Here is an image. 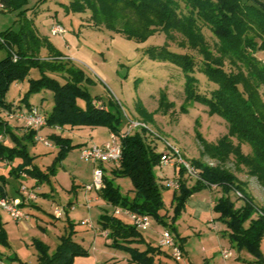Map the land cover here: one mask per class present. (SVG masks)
I'll use <instances>...</instances> for the list:
<instances>
[{"label": "trees", "instance_id": "trees-1", "mask_svg": "<svg viewBox=\"0 0 264 264\" xmlns=\"http://www.w3.org/2000/svg\"><path fill=\"white\" fill-rule=\"evenodd\" d=\"M30 1L33 0H0V12L24 7L19 12L22 18L19 29L13 31L8 28L0 34V49L7 51L0 60V112H8V117L15 112L6 101L8 88L13 83L24 81L29 69L34 67L41 71L42 76L31 84L25 96L41 89L52 91V108L45 113L46 128L107 127L110 133L119 135L120 118L106 108L99 97H91L87 92L86 86L92 84L91 79L82 70L70 66L65 56L55 53L46 40L36 35L25 16L29 10L25 7ZM46 1L34 0L33 13ZM64 9L66 13L88 12V22L94 28H105L136 41H145L158 32L171 39L177 33L202 56L198 72L215 85L208 94L198 91L199 81L194 75L195 62L191 56L172 52L166 45L146 50L150 59L166 61L180 69L185 76L187 100L205 106L210 114H216L227 126V134L215 144L202 143V156L217 164L210 166L200 160L191 161L192 167L198 169L196 185L188 189L180 178V195L174 191V196L178 208H182L192 191L198 188L219 189L220 197L213 203V212L217 215L216 220L229 232L230 244L238 249L245 248L258 259L249 264H263L259 246L264 238V207H258L246 185L222 165L233 161L236 168L244 169L264 188V0H69ZM201 27L207 28L216 39V55L208 48ZM40 47L50 48L51 53L45 59L39 57ZM44 72L60 74L66 82L60 84L46 77ZM79 97L85 100L84 107L77 104ZM21 101L25 102L29 112L31 104L26 98ZM138 131L121 139V161L118 167L111 168L113 176L130 178L134 198L122 197L105 177L97 194L114 207L154 217L164 223L159 215L162 185L154 174L162 154ZM0 133L15 143L8 147L0 141V162L21 161L11 169L9 174L12 178H20L24 174L36 178L39 183L46 178L1 117ZM36 133L33 129H26L23 135L28 142L34 143ZM47 138L57 145L58 160L77 147L59 135L51 134ZM244 147L249 152L244 153ZM178 168L181 175L185 173L183 168ZM6 182L0 177V198L7 199ZM232 193L242 201L238 208L230 197ZM24 205L22 201L20 208ZM98 227L107 233L106 246L121 252L126 264H163L164 260L180 264L173 259L168 260L170 255L160 246L156 248L145 243L134 226L126 225L114 216L101 215ZM173 236L184 253L181 239H177L175 234ZM5 240L6 234L0 223V242ZM36 248L37 264H73L75 257L88 255L70 234L61 236L52 255H48L47 246L40 242H36Z\"/></svg>", "mask_w": 264, "mask_h": 264}, {"label": "rangeland", "instance_id": "rangeland-1", "mask_svg": "<svg viewBox=\"0 0 264 264\" xmlns=\"http://www.w3.org/2000/svg\"><path fill=\"white\" fill-rule=\"evenodd\" d=\"M68 2L69 0H47L33 13V0L26 5L25 8L30 11H26L25 16L30 20L36 35L46 40L55 53L65 56L70 61V66L82 70L91 79L92 84L86 86L87 92L91 97H99L105 107L120 118V133L127 131L130 122H139L145 125V128L139 129V134L155 145L158 153L168 152L174 147L182 159L190 164L193 160H200L215 166L216 161L202 156V143L215 144L227 134L225 122L216 114H210L205 106L187 100L185 76L180 69L169 62L150 59L146 54L149 47L166 45L172 52L191 56L195 62L194 75L199 81L198 91L208 94L215 85L198 72L202 64V56L198 51L193 50L177 33L171 39L158 32L145 41H136L105 28L96 29L88 22V12L66 13L64 6ZM23 8L0 12V34L8 28L13 31L19 29L22 22L19 12ZM56 25H61L63 34H51V29ZM201 32L208 48L216 55V39L205 27H201ZM50 53V48L40 47L39 57L45 59ZM6 55V49H0V60ZM44 75L60 84L66 82L60 74L44 72ZM41 76L39 69L31 67L24 81L11 84L6 93V101L15 112L11 113L12 118L8 117V112H0V117L8 123L12 134L26 147L33 164L46 174V178H42L40 183L27 175L12 178L9 174L11 166L0 162V177L7 181L4 187L6 195L19 197L25 204L32 202L30 207H21L28 217L22 221L13 220L0 208V223L6 234L5 242H0V264H37L36 242L46 245L48 255H52L64 234H70L88 252L86 256L75 257L73 264H126L121 252L106 246L107 233L99 230L98 219L106 214L132 226L130 219L119 207L108 204L98 196L96 190L89 191L91 208L87 207L84 195L85 187L92 185L93 170L100 165L83 159L81 150L101 146L109 138V129L78 126L56 131L77 146L60 160L53 140L46 138L50 144L47 147L35 139L33 143L24 138L23 133L29 128L24 121L18 119L20 114L27 113L26 104L21 100L26 98L31 108H38L44 115L52 108L53 93L49 89L32 91L25 96L31 84ZM76 102L85 106L83 98H77ZM36 135L39 136L38 133ZM0 141L8 147L15 144L2 133ZM243 151L247 153L249 149L244 147ZM222 167L246 185L247 192L258 207H264V188L256 179L249 177L244 169L236 168L231 160ZM102 168L104 177L122 197L130 200L134 198L129 177L113 176L108 164H103ZM154 174L162 185L159 215L163 217L164 223L148 216L150 227L138 230L145 243L157 248L162 234L169 231L178 236L177 239H181L184 253L180 264H249L258 261L245 248L238 249L230 244L229 232L216 220L213 203L220 197L219 189L198 188L187 197L184 206L178 208L174 190L167 188L165 183L181 178L185 187L192 189L196 185V178L189 177L186 173L181 175L178 167L170 165L158 164L154 168ZM22 187L33 193L35 199L24 200L20 194ZM177 195H180V191H177ZM230 197L235 208L242 205L235 194H230ZM69 203L70 207L74 205L75 211L70 212ZM115 209L120 210L121 214L115 216ZM57 210L62 213L59 219L54 218ZM82 221L91 223L94 228L82 225ZM163 250L169 253L168 249ZM222 250L230 251L231 256L223 259ZM259 251L264 264V238ZM163 264H170V261L164 260Z\"/></svg>", "mask_w": 264, "mask_h": 264}, {"label": "built area", "instance_id": "built-area-1", "mask_svg": "<svg viewBox=\"0 0 264 264\" xmlns=\"http://www.w3.org/2000/svg\"><path fill=\"white\" fill-rule=\"evenodd\" d=\"M1 9V6H0ZM64 29L61 25H56L51 29V34L59 35L63 34ZM12 118V116L10 117ZM18 119L24 121L27 128L33 129L36 132L40 129L46 128V117L44 114L40 113L38 108H32L26 114H20ZM145 128V125L139 122H130L127 128V131L124 133H110L109 139L101 146H93L90 148H85L81 150V157L86 160H92L93 162L100 165L99 168H95L93 170V182L91 186H86L85 191L100 190L103 187V178L104 173L102 166L103 164H108L111 168H116L119 166L121 161V144L120 141L125 136L131 134V132L139 129ZM54 131L60 130L59 127H53ZM35 141L42 142L45 146L50 147V144L47 143L46 139L43 137H39L36 135L34 137ZM159 165H170L173 167H181L184 169L185 173L189 177H198V171L192 167L189 162H186L182 159L181 155L174 147L170 148V151L163 152L160 158ZM165 186L174 191H178L179 183L177 180L168 181L165 183ZM20 194L24 198V200L30 201L35 199V195L33 193L28 192L25 188L20 189ZM70 207V206H69ZM0 208L10 215L11 218L15 221H22L27 219V215L21 210L20 203L15 200L9 199H1L0 200ZM122 212L130 219L132 226H134L137 230H146L150 227L148 216L140 215L137 213H133L127 209L120 208ZM69 210L73 211L74 206H71ZM121 214V211L115 209L114 215L118 216ZM62 215L61 210H57L55 213V218H59ZM82 225L88 224V222H81ZM159 246L162 249H168L169 255L173 259V261L180 263L183 259V252L175 241L174 236L171 232L165 231L159 242ZM222 256L224 259L229 258L231 253L229 251H222Z\"/></svg>", "mask_w": 264, "mask_h": 264}, {"label": "crops", "instance_id": "crops-1", "mask_svg": "<svg viewBox=\"0 0 264 264\" xmlns=\"http://www.w3.org/2000/svg\"><path fill=\"white\" fill-rule=\"evenodd\" d=\"M37 133L39 134V136H41V137H43V138H47L49 135H51V134H55V135H59V133H57L56 131H54V130H51V129H48V128H43V129H40L39 131H37ZM110 134V133H109ZM60 136V135H59ZM109 139V138H108ZM108 139H107V141H108ZM53 148V147H52ZM51 149V148H50ZM21 161L20 160H15L13 163H10V164H6V165H8V166H11V168H14V167H16L19 163H20ZM24 175V174H23ZM34 191V190H33ZM36 191H34V193H35ZM96 193H97V190H96ZM84 195H85V201L87 200V202H86V204H87V207L88 208H91V200L88 198V195H89V192L88 191H85V189H84ZM7 198H9V199H14L15 201H17V202H19L20 204H21V202H22V199L21 198H19V197H17V198H13V196H8L7 195ZM97 199V198H96ZM95 199V200H96ZM32 205V202H30V203H26L24 206L26 207H30ZM73 205V204H72ZM74 206V205H73ZM73 211H75V209L73 210ZM70 212H72V211H70ZM54 218H55V216H54ZM55 219H57V218H55ZM59 219V218H58ZM84 225H87V227L88 228H91V229H93L94 227H93V225H91V223L89 224V222H88V224H84ZM99 228V227H98ZM106 233V232H105ZM76 242V241H75ZM77 243V242H76ZM222 251H226V250H222ZM230 252V251H229ZM120 255H115V257H118V258H121L122 256H120ZM116 259V258H115ZM224 259V258H223ZM226 259H228V258H226ZM115 260H113V262H114Z\"/></svg>", "mask_w": 264, "mask_h": 264}]
</instances>
